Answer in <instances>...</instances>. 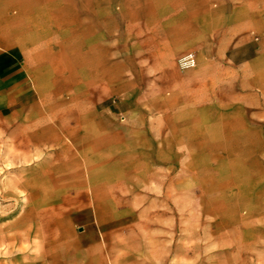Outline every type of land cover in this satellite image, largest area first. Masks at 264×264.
Returning <instances> with one entry per match:
<instances>
[{"label":"crops","instance_id":"obj_1","mask_svg":"<svg viewBox=\"0 0 264 264\" xmlns=\"http://www.w3.org/2000/svg\"><path fill=\"white\" fill-rule=\"evenodd\" d=\"M39 1L44 4H34ZM115 1L126 17L161 19L141 42L104 46L102 81L121 98L119 106L95 102L91 83L96 50L89 41L80 44V34L90 33L79 22L81 12L94 11L95 0H72L77 21L59 28L58 19L69 16L63 0H0V7L8 3L17 8L7 15L0 12V18H7L0 21V137L56 143L65 137L82 149L73 152L66 145L69 153L56 155L61 163L55 175L78 178L80 161L86 162L89 176L109 177L112 191L125 189L129 177L144 185L149 177L175 178L191 162L221 159L222 144L208 140L217 131H246V142L235 145L233 160L250 157L257 146H264L256 127V119L264 118V42L255 47L250 35L260 18L249 5L235 4L264 0H216L220 4L202 9L195 25L191 12L173 10L170 3L196 0ZM56 33L72 34L67 57L77 99L73 121L62 132L48 123V106L37 104L52 97L43 85L48 81L46 67L55 64L49 57L57 59L63 49L44 51L41 42L47 39L42 35ZM188 51H194L196 64L179 70L174 60ZM57 110L62 113L63 107ZM149 162L154 164L150 167ZM205 170L204 165L196 169L200 175ZM153 186L159 191V184Z\"/></svg>","mask_w":264,"mask_h":264},{"label":"rangeland","instance_id":"obj_2","mask_svg":"<svg viewBox=\"0 0 264 264\" xmlns=\"http://www.w3.org/2000/svg\"><path fill=\"white\" fill-rule=\"evenodd\" d=\"M76 2L63 0L69 16L58 19V28L76 23L72 17ZM7 4L1 5V14L17 9ZM94 4V11L81 12L79 22L90 33L80 34V44L89 41L96 50L91 83L95 102L119 106L121 98L102 81L104 46L141 42L161 19L126 17L115 0ZM217 4L196 0L170 6L191 12L195 25L202 9ZM235 4L249 5L257 12L259 22L250 31L257 47L264 42V2ZM42 36L47 39L41 42L44 51L56 54L57 48L63 49L57 59L49 57L55 64L46 67L48 81L43 85L52 97L37 104L48 106L52 112L48 123L62 132L72 123V107L77 104L67 57L72 34ZM239 54L243 56L242 49ZM57 107H63V112L57 113ZM256 123L262 138L264 118ZM217 132L218 137L208 140L222 144L221 159L191 162L175 178L149 177L143 179L144 185L141 179L129 177L125 189L113 191L109 177L89 176L86 162L80 161L78 178L55 175L61 163L56 155L68 154L66 145L70 151L77 150L65 137L60 143L39 137L16 141L0 137V264H264V146H257L250 157L233 160L235 145L246 142V131ZM200 165L206 168L202 175L196 171ZM155 184L160 185L159 191L153 190Z\"/></svg>","mask_w":264,"mask_h":264},{"label":"built area","instance_id":"obj_3","mask_svg":"<svg viewBox=\"0 0 264 264\" xmlns=\"http://www.w3.org/2000/svg\"><path fill=\"white\" fill-rule=\"evenodd\" d=\"M196 64L195 55L193 52L188 51L178 55L175 59V65L179 70H186L193 68Z\"/></svg>","mask_w":264,"mask_h":264}]
</instances>
